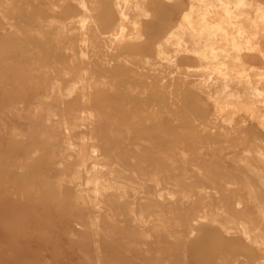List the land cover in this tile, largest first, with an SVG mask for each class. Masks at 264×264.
I'll list each match as a JSON object with an SVG mask.
<instances>
[{
	"label": "bare ground",
	"instance_id": "obj_1",
	"mask_svg": "<svg viewBox=\"0 0 264 264\" xmlns=\"http://www.w3.org/2000/svg\"><path fill=\"white\" fill-rule=\"evenodd\" d=\"M154 12L165 24L144 39L143 21ZM263 37L259 0H0L5 229L32 226L36 245L69 252L61 264H72V254L117 264L116 239L134 261L264 264V137L244 144L227 133L233 115L253 116L264 105V72L252 80L245 60L257 53L264 61ZM18 49L20 67L7 58ZM115 89L129 101L113 97ZM186 92L212 103L220 133L166 134L171 140L162 142V130H190L159 123L161 114L185 113ZM126 114L154 126L136 124L149 133L130 142L119 133ZM256 116L264 130V116ZM121 128L127 136L128 126ZM216 144L245 178L246 200L233 172L217 189L214 179L225 178L219 166L194 149ZM238 146L245 152H223ZM134 232L139 246L127 239Z\"/></svg>",
	"mask_w": 264,
	"mask_h": 264
},
{
	"label": "rangeland",
	"instance_id": "obj_2",
	"mask_svg": "<svg viewBox=\"0 0 264 264\" xmlns=\"http://www.w3.org/2000/svg\"><path fill=\"white\" fill-rule=\"evenodd\" d=\"M259 1L264 3V0H259ZM246 11L251 13V8H248ZM151 20L152 21L149 22V24L148 22L143 21V28L141 30H142L144 39L150 40L153 37H156L155 36L156 31L158 30L159 27L165 24L166 17L164 16V14L160 12H154L152 13ZM146 24H148L149 26H147ZM259 44H260L261 49L264 50V37L260 40ZM11 53L12 52H10L7 56V58L9 59V62L17 63L18 66L20 67V65L25 60L22 55V51L18 49L16 52L15 58L11 56ZM261 59H262L261 56L257 53L246 55L245 60L246 62H248V64L252 66V70H253L251 72L252 80H255L257 78V76L255 75L257 72H264V61L263 59L262 60ZM116 95L119 96L116 99H118L120 102L129 101L128 99L121 97V94L118 92L117 89L113 90L112 92L113 97H117ZM187 100L188 101L190 100V101L188 102ZM183 102H184L185 108L182 110V112H185V113H181L180 111H178L179 110L178 109V110H175L176 113L174 114H171V113L167 115L161 114L160 116L161 118L159 117V121H160L159 123H160V127H164L165 124L168 122L167 123L168 126L180 124L181 126H185V128L187 127L190 128V130L188 128H187L188 131H185V132L179 131V130L177 131L176 130H173V131H163L162 130L161 132H158L159 135H161L160 140L162 142H168L171 140L170 137H165L166 134L176 135V134H189L190 133V134H195V135L203 134L202 136H204L207 134L220 133V131L216 130V123H217L216 117H215L216 115L214 114V108L210 101H207L203 97V99L201 98V102L198 103L194 98V94L190 92H186V96L183 99ZM258 106L261 110L259 109V111L255 112L253 116L245 112H239V114H235L232 117L230 115L231 117L230 119H232L233 127L235 129L228 130L227 133L241 136L242 138L240 139L243 140L244 144H249L252 141L251 137L254 135L264 137L263 126H261L260 120L256 116L259 114L264 116V105H258ZM146 119L148 120V122ZM137 120L138 122L135 123L134 119H132V116L129 114L119 116V121L121 122V126L126 125L129 128V133L126 136L124 135L125 132L123 128H121L120 126L119 133H121V137H127V140L131 142L133 140L131 137H128L129 135L134 134V135L144 136L149 133L148 131H142V133L137 131L135 129L136 124H140L141 126H147V125L150 127L154 126L151 121V118H148L146 116L137 117ZM250 126L254 127L256 131L255 132L251 131L249 129ZM203 128H206V129L203 130ZM18 129L20 130L21 126H19ZM151 132L153 134L157 133V131H154V130ZM218 140L219 139L216 138V142ZM187 149L188 148H185V150ZM194 149L201 151V154H199L198 156L202 158L203 160H207V164L210 162H213V164L215 165L217 164L219 166V167H216V174L220 175L221 177H225V178L223 179L215 178L214 179V181L217 183V189L223 190L224 188H226L225 185L223 186L222 182L224 180H227V178L229 179L231 172H233V174L237 176L236 182L238 183V186H236V189L239 190V193H240L239 195H241L240 198L243 200H246V195H244L245 190L243 188V184L245 183L246 180L244 177L241 176L242 174L240 171H237V170L231 171L232 167L234 166V162L232 159L223 157L222 154L219 155L218 152L221 151L222 149L219 144H216V147L214 149H209L206 147H201L200 149H196V148ZM245 149H246L245 146L244 147L238 146L236 148H233V147L229 148L227 149L228 151H225L223 149L224 150L223 152H232V153L237 152L241 154L245 152ZM203 187L206 188L207 190L209 188V186L206 184H203ZM211 196L212 195H209L205 198L208 199ZM187 198L190 199L189 196ZM234 198H236L235 194H229L225 196V199L232 200ZM229 203L232 204V202H229ZM243 204L245 205L246 203L243 202ZM246 208L247 207H245V209ZM26 226L25 228H23L22 232L20 231L16 233H14L13 231L9 232L5 229L6 227H5V224L3 223V217L2 218L0 217V264H61V259H63L62 255L64 254V257H65V253L67 252L69 254V252L58 250V249H53L47 245H40V244L36 245L35 242L38 238L37 237L38 233L35 231V229L32 228V226L30 225H26ZM60 235L61 234L57 232H53L51 234L52 237L53 236L59 237ZM127 239L129 241H132L134 244H137V246H139V244L143 241V239L140 238L137 234H135V232L131 235H128ZM27 241H30L31 243L28 246H26V243H25ZM111 251L113 253L114 259L118 260L117 264H155V261L152 259H148L147 256L141 257L140 260L134 261L125 252H123V249L121 248V240H117V239L114 240L113 248L111 249ZM69 257L72 259L70 260L72 264H87L85 260H83L82 258L80 259V257H78L76 254H72ZM171 264H180V260L176 259Z\"/></svg>",
	"mask_w": 264,
	"mask_h": 264
}]
</instances>
